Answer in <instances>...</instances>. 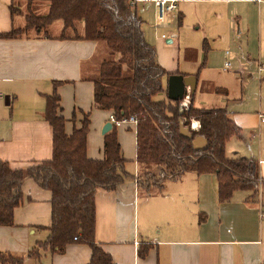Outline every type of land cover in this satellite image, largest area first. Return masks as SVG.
Returning a JSON list of instances; mask_svg holds the SVG:
<instances>
[{"label":"crops","instance_id":"crops-1","mask_svg":"<svg viewBox=\"0 0 264 264\" xmlns=\"http://www.w3.org/2000/svg\"><path fill=\"white\" fill-rule=\"evenodd\" d=\"M13 1L0 0V35L26 25L22 16H12L9 7ZM33 1L47 4L49 9L48 0ZM224 1L243 5L242 17L251 37L256 33L261 35L259 48L264 58V0L262 3L257 0L203 3L222 4ZM182 2L185 0L179 4ZM140 4L146 9L154 7L158 24L166 25L159 23L154 4ZM178 13L177 21L181 26L183 15L181 11ZM172 24L173 19H169L166 27ZM241 27L243 30V24ZM62 29L57 36L49 32L52 38L38 31L34 36L28 33L17 39L0 38V161L7 162L13 170L35 166L53 157V130L46 112L47 98L52 95L55 82H60L57 92L61 96L66 134L71 135L82 126V112L95 109L92 79L99 72L101 57L109 55V50L99 42L59 39ZM205 66L204 56L196 72L167 71L198 76V90L199 75ZM227 71L232 72L231 68ZM165 85H168L167 80ZM209 87L204 82L202 89ZM216 89L213 90L216 92ZM191 101L189 95L182 106L188 107ZM197 108L223 109L202 105ZM102 112L105 117L97 116L93 123L90 117L87 155L94 160L104 158L102 130L112 115L110 111ZM263 114L252 117L231 113V117L241 130H251L264 122ZM191 123L194 131L200 129L199 122L193 120ZM117 128L136 132L134 124H122ZM119 141L122 156L136 162V143L132 152L120 137ZM258 163L261 182L257 189L235 191L226 201L220 198L219 180L214 174L185 173L178 180L165 181L151 194L141 193L136 180L139 171H135L136 178L126 180L115 191L98 190L96 243L110 254L115 264H264V158ZM21 191L23 202L14 211V224L0 226V253L23 259L22 264H89L92 250L82 243L70 244L63 252H42L37 260L29 256L37 244L45 242L50 235L52 193L31 179L24 182ZM145 246L149 247L147 254L141 257Z\"/></svg>","mask_w":264,"mask_h":264},{"label":"trees","instance_id":"trees-1","mask_svg":"<svg viewBox=\"0 0 264 264\" xmlns=\"http://www.w3.org/2000/svg\"><path fill=\"white\" fill-rule=\"evenodd\" d=\"M16 1L20 0H14L9 7L13 17L18 12L14 8ZM48 1L50 9L46 15L28 18L23 29L13 28L0 38L17 39L30 29L44 31L47 38H52L48 28L62 22L59 39L94 41L107 46L112 58L101 63L92 79L95 108L112 112L118 121L136 119V163L145 173L136 179L140 190L146 188V193L152 194L165 181L178 180L185 173L216 175L223 201L235 191L257 189L261 182L259 163L229 159L226 155L227 143L240 138L242 132L230 113L225 109L197 108L194 97L188 107L168 98L165 81L173 74L161 66L156 48L147 41L145 22L137 13V6L130 0ZM68 31L74 36L67 37ZM59 84L54 83V91L47 98L46 118L53 130L52 159L18 170L0 161V226L14 224V211L23 202L22 185L31 179L52 193V225L47 240L38 243L29 256L37 260L42 252H63L70 244L82 243L92 250L89 264H115L95 240L96 195L98 190L115 191L126 180L136 177L126 171L127 160L122 156L115 124L105 135L102 160L87 155L89 115L84 114L80 128L66 134L57 92ZM193 120L200 123V129L191 130L192 139H187L180 133V121L191 128ZM196 138L206 139L208 148L195 151ZM148 248L142 249L141 257L146 256ZM2 262L22 264L23 259L0 253Z\"/></svg>","mask_w":264,"mask_h":264},{"label":"rangeland","instance_id":"rangeland-1","mask_svg":"<svg viewBox=\"0 0 264 264\" xmlns=\"http://www.w3.org/2000/svg\"><path fill=\"white\" fill-rule=\"evenodd\" d=\"M48 7L50 9V3ZM14 8L18 10L17 16L25 18L27 24L28 18L44 16L49 11L47 4H39L33 0L16 1ZM136 8L137 13L145 21L147 39L156 47L159 63L166 70L196 72L204 56L206 57V66L199 75L200 85L194 94V104L197 107L202 105L227 109L230 116L231 113H242L257 117L259 113H264V72L260 71L264 58L259 48L261 35L256 33V36L251 37L247 23L242 17L244 8L241 3L227 1L222 4H209L203 3V0L202 2L185 0L184 3L179 4L176 18L173 19L170 27H166L168 23H164L165 26L158 24L154 7L146 9L143 4H138ZM179 11L183 15L181 26L177 21ZM244 18L248 19V16ZM62 24L56 22L49 32L57 36ZM81 27L80 25V32H82ZM28 33L33 36L36 34L35 29H30ZM41 34L45 36L44 31ZM66 36L73 37L74 33L68 31ZM168 40H171V43H168ZM101 58H103L102 62L106 59L110 60L112 58L110 51L109 55L104 54ZM98 62L100 63L99 59ZM227 64L231 65L232 72H228L225 68ZM204 82L210 85L206 90L202 89ZM214 88L223 89L225 92H215ZM102 111L95 108L84 114L89 115L93 123L95 117L101 119L105 117ZM82 113L81 115H84ZM250 129L242 130L241 139L235 137L227 143L226 155L229 159H249L259 162L264 158V122L261 121L258 128ZM116 131L118 140L120 137L134 152L135 143L137 149L134 129L117 128ZM126 171L131 175H134L135 171H139L141 176L145 175L135 161L127 160ZM155 189L156 186L152 191ZM146 191V188H141V193Z\"/></svg>","mask_w":264,"mask_h":264},{"label":"water","instance_id":"water-1","mask_svg":"<svg viewBox=\"0 0 264 264\" xmlns=\"http://www.w3.org/2000/svg\"><path fill=\"white\" fill-rule=\"evenodd\" d=\"M171 43V40H168ZM197 90V78L195 76H184L181 74H173L168 79L167 92L168 98L172 101H182L185 102L186 98L190 94V98L194 97ZM7 100V98H6ZM183 112V110H181ZM113 127V124L109 122L104 127L103 133L106 134ZM185 127L184 122L180 121V133L183 137L187 139H192L191 130L192 128ZM193 147L195 151H203L208 148V141L204 138H196L193 141Z\"/></svg>","mask_w":264,"mask_h":264},{"label":"built area","instance_id":"built-area-1","mask_svg":"<svg viewBox=\"0 0 264 264\" xmlns=\"http://www.w3.org/2000/svg\"><path fill=\"white\" fill-rule=\"evenodd\" d=\"M204 2H219L221 0H203ZM133 6H137L140 3L145 4H154L158 11V21L159 23H168L169 19H175L177 11L179 9V0H130ZM263 0H257V3H262ZM166 39V37L164 36ZM227 70L231 68L230 64L226 65ZM260 71L264 72V63L260 65ZM264 119V114L261 116ZM110 122L115 124L117 127L122 124H137V121L134 117L129 120L118 121L116 117L112 114L110 117Z\"/></svg>","mask_w":264,"mask_h":264},{"label":"bare ground","instance_id":"bare-ground-1","mask_svg":"<svg viewBox=\"0 0 264 264\" xmlns=\"http://www.w3.org/2000/svg\"><path fill=\"white\" fill-rule=\"evenodd\" d=\"M195 126H197V125L195 124Z\"/></svg>","mask_w":264,"mask_h":264}]
</instances>
